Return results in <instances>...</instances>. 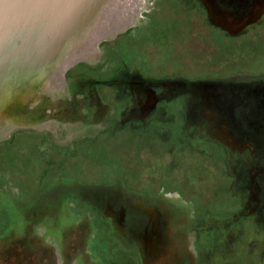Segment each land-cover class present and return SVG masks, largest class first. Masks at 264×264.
<instances>
[{"label": "flooded vegetation", "instance_id": "af4514ba", "mask_svg": "<svg viewBox=\"0 0 264 264\" xmlns=\"http://www.w3.org/2000/svg\"><path fill=\"white\" fill-rule=\"evenodd\" d=\"M145 16L150 24L106 43L112 55L102 67L70 71L101 82L114 108L106 128L70 144L32 130L0 141V233L89 215L87 239L105 264H165L175 254L193 264H264V214L241 216L226 154L194 135L201 102L185 90L264 77V0H158ZM92 189H104L103 209L84 193Z\"/></svg>", "mask_w": 264, "mask_h": 264}, {"label": "water", "instance_id": "95a60500", "mask_svg": "<svg viewBox=\"0 0 264 264\" xmlns=\"http://www.w3.org/2000/svg\"><path fill=\"white\" fill-rule=\"evenodd\" d=\"M157 1L0 0V141L32 130L64 144L106 128L114 108L100 94L96 85L101 82L70 71L79 64L102 67L112 55L106 43L150 24L145 13ZM185 90L201 102L193 111L199 128L194 135L225 151L242 199L241 216L261 218L264 77L204 80L187 83ZM84 193L97 197L92 205L103 209L104 189ZM72 222L36 219L9 225L0 233V264H105L95 240L87 239L95 234L90 216L78 215ZM182 233L195 235L186 227ZM165 264H193V258L175 254Z\"/></svg>", "mask_w": 264, "mask_h": 264}, {"label": "rangeland", "instance_id": "374dc122", "mask_svg": "<svg viewBox=\"0 0 264 264\" xmlns=\"http://www.w3.org/2000/svg\"><path fill=\"white\" fill-rule=\"evenodd\" d=\"M79 140V139H78ZM76 141V140H75ZM72 143V142H71ZM64 144H70V143H64ZM192 149V148H191ZM224 151V150H223ZM224 153H225V151H224ZM227 158V157H226ZM84 187H82V186H79V189H83ZM93 190V189H92ZM99 190H102V189H96V190H94V191H99ZM105 193V192H104Z\"/></svg>", "mask_w": 264, "mask_h": 264}]
</instances>
